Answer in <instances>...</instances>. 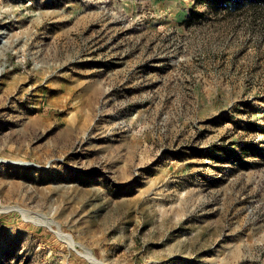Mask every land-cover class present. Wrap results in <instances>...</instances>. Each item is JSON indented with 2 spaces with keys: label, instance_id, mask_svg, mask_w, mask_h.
I'll return each instance as SVG.
<instances>
[{
  "label": "rangeland",
  "instance_id": "rangeland-1",
  "mask_svg": "<svg viewBox=\"0 0 264 264\" xmlns=\"http://www.w3.org/2000/svg\"><path fill=\"white\" fill-rule=\"evenodd\" d=\"M0 0V264H264V7Z\"/></svg>",
  "mask_w": 264,
  "mask_h": 264
},
{
  "label": "trees",
  "instance_id": "trees-1",
  "mask_svg": "<svg viewBox=\"0 0 264 264\" xmlns=\"http://www.w3.org/2000/svg\"><path fill=\"white\" fill-rule=\"evenodd\" d=\"M244 1H248V5L251 7L252 10L264 7V0H230V2L235 5V7L243 6Z\"/></svg>",
  "mask_w": 264,
  "mask_h": 264
}]
</instances>
